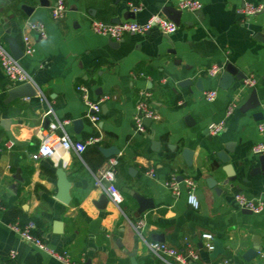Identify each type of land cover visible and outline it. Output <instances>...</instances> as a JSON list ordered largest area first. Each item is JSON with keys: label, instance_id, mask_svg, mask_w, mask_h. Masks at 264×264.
I'll return each instance as SVG.
<instances>
[{"label": "crops", "instance_id": "0c3cea01", "mask_svg": "<svg viewBox=\"0 0 264 264\" xmlns=\"http://www.w3.org/2000/svg\"><path fill=\"white\" fill-rule=\"evenodd\" d=\"M45 1L47 5L41 0H0V39L10 50L11 39L22 47L23 35L30 36L35 53L23 54L20 63L38 89V95L7 101L10 88L18 84L0 65V264H63L9 227L29 219L36 221L35 233L52 248L85 264H131L129 254L137 264H179L157 256L149 241L179 250L191 244L199 258L190 264H264V211L246 213L235 200L238 193L264 198V174H249L260 165L252 147L264 142L260 129L264 119H255V111L244 108L256 89L258 110L263 111L264 14L240 12L247 3L264 0H201L198 11L181 10L176 0H65L67 11L60 19L51 14L54 0ZM130 4L141 9L133 12ZM23 5L33 8L30 15ZM168 6L182 11L180 24L170 35L153 28L145 34H126L114 44L91 29L93 19L113 23L120 15L122 21L144 22L154 14L165 15ZM125 11L132 16L125 18ZM29 22L43 23L47 36L31 30ZM228 63L246 77H255L256 85L246 86L243 79L229 90L219 88L222 71L217 76L206 71ZM184 79L191 84L181 86ZM79 84L88 86L94 99L106 97L96 126L85 116L88 109ZM143 89L151 92L150 102L160 119L140 133L134 115ZM213 89L217 96L206 100L203 92ZM230 103L234 109L227 115ZM57 118L71 120L65 129L72 140L91 135L101 140L82 152L56 145L53 155L42 157L38 150L49 123ZM78 118L83 127L77 131L73 121ZM222 119L223 130L212 135L209 125ZM227 144L232 148L227 152L231 171L237 177L224 183L227 163L218 153ZM111 146L118 149L110 158L118 160L115 184L123 201L117 205L110 200L102 210L96 203L105 190L95 184L94 174L110 159L100 148ZM184 149L192 151L190 166ZM60 164L70 183L67 203L57 198ZM173 175L197 181L198 208L188 202L183 183L178 195L164 185ZM208 177L218 182L220 193L208 186ZM135 194L153 199L154 207L138 216ZM99 217L98 232L93 233L92 223ZM140 218L145 221L143 238L134 227ZM203 233L222 239L223 253L212 257ZM254 240L260 255L246 261L243 253Z\"/></svg>", "mask_w": 264, "mask_h": 264}, {"label": "built area", "instance_id": "2783aa9c", "mask_svg": "<svg viewBox=\"0 0 264 264\" xmlns=\"http://www.w3.org/2000/svg\"><path fill=\"white\" fill-rule=\"evenodd\" d=\"M179 9L188 11H198L202 8L203 4L201 0H176ZM130 9L133 12H137L141 9L140 5L130 4ZM264 3H247L240 12L243 15H255L262 11ZM67 11V5L65 0H54V4L51 8V14L54 19H60L65 16ZM28 27L37 32L41 37H46V29L41 22H29ZM153 28H158L163 34H173L178 26L167 16L162 14H154L146 21L140 22L136 20H125L120 23H108L98 19L91 21V29L94 33L106 36L114 41H120L126 34H145L151 31ZM23 53L26 56H32L35 53V45L32 42L28 34H24L22 37ZM0 65L5 75L12 80L15 84L21 85L24 83H33V78L29 72L23 67L19 59H16L12 52L2 43L0 39ZM225 68L224 65L214 64L209 67L206 73L209 76H217ZM244 83L246 86H255L257 80L253 76H248ZM84 104L87 107L86 118L94 126L101 119L102 103L106 97L94 99L91 96L90 89L84 84L77 86ZM203 96L206 100L211 101L217 96V90H207L203 92ZM151 92L148 89L139 91L136 112L134 115V124L136 130L140 133H145L147 126L145 119L148 118L151 121H157L160 119L159 113L152 107L150 102ZM234 109V103L228 105L226 114L229 115ZM264 112V105H263ZM48 113H51L49 110ZM70 119H56L49 123L46 135L40 145L38 153L40 156H51L54 153V147L61 145L64 149H74L77 152H82L87 146L97 144L101 137L97 135H91L82 141H74L69 136L65 129V126L70 124ZM225 126V119L212 122L209 125V131L212 135L219 134ZM260 129H264V122H261ZM57 130H60L58 132ZM8 147L12 146L11 142L6 144ZM252 152L256 155L264 154V142H258L253 145ZM118 160L116 158H110L106 165L94 174L95 184L105 190L110 200L115 204L120 205L123 201V196L118 190L116 181V167ZM147 174L152 175L153 171L149 170ZM184 184L188 191V202L194 208L199 207L198 197V184L195 179L190 176H185L181 180L176 175H173L170 179L164 182V185L169 188L173 194L178 195L180 193V185ZM237 204L244 210H250L252 213H261L264 211V198H251L242 193L235 195ZM0 208H3L2 201L0 199ZM145 225L144 219L140 218L134 222V227L138 236L143 238V227ZM9 227L15 231L24 241L30 243L37 248L43 250L51 257L57 259L63 264H85L83 261L73 260L68 252L57 251L52 248L45 240L38 236L35 231L37 229V223L34 219H29L24 223L14 222ZM202 237L206 239V249L212 251L214 249V237L210 233H203ZM151 251L162 259L167 257L173 258L179 264H190L191 260L199 258V254L195 251L191 244H188L185 250H179L176 247L170 246L165 242L149 241L147 242ZM15 255V251L11 253Z\"/></svg>", "mask_w": 264, "mask_h": 264}, {"label": "water", "instance_id": "95a60500", "mask_svg": "<svg viewBox=\"0 0 264 264\" xmlns=\"http://www.w3.org/2000/svg\"><path fill=\"white\" fill-rule=\"evenodd\" d=\"M41 4L42 5H47V1L45 0H41ZM22 9L28 14L30 15L33 11V8L28 6V5H23ZM181 13L182 11L175 8V7H171L168 6L164 9V14L171 19L174 23H176V25L180 24V19H181ZM260 13L264 14V7L262 9V11ZM123 16L125 18H130L132 15V13H130L129 11H125L122 13ZM122 17L120 15H118L117 17H115L112 22L113 23H120L122 22ZM112 42L114 44H118V41H113ZM10 50L13 54V56L16 59H21L23 56V49L21 47V45H19L15 40H10ZM246 75L244 73H242L241 71H239V69L233 64V63H228L225 65L224 70L222 71L219 79H218V86L219 88L223 89V90H229L233 84L237 81H241L243 79H246ZM191 84V80L190 79H184L183 81L180 82V85L184 86V85H189ZM202 79L198 78L196 85L199 89L202 88ZM38 95V89L37 87L33 84V83H24L21 85H17L14 86L12 88H10L9 90V96L7 98V101H12L16 98H23V97H32ZM260 101L257 99V90L253 89L252 93H251V97L249 99V101L246 103L245 105V109H251L254 110L255 112L253 113V116L255 119L257 120H262L264 119V112L262 110H258L259 106H260ZM145 124L149 125V123L151 122L150 119L146 118L145 120ZM73 124L75 126V129L78 131L83 127V119L78 118L75 119L73 121ZM100 151L103 153V155L106 158H110L114 155H116L118 153V149L115 146H111V147H101ZM228 151L232 152V148L230 147L229 144H227L224 148V150H221L218 153V157L223 161L226 162V166L223 167V170L226 173L227 179H225V181H223L224 183H226L228 180L229 181H235L237 174L235 171H231V169H233V165L230 164V156L228 155ZM184 159H185V163L187 165H191L192 163V151L190 149H184L183 153H182ZM260 165L254 167L253 169L250 170L249 174L251 176H255L258 174H264V154L259 155L258 157ZM57 175H58V195L57 198L60 199L61 201L67 203L70 199L69 196V188H70V183L67 179L66 173L65 171L62 169L61 164L59 165V168L57 170ZM183 177L179 176L178 179L181 180ZM247 181V179H245ZM208 186L213 188L215 190L216 193H220L221 192V188L218 187V182L212 178V177H208L206 179ZM135 198L137 200L138 203V209L136 211V214L138 216H141L145 211H147L148 209H151L154 207V202L153 199L148 198V197H144L140 194H135ZM110 201L109 196L107 195L106 192H103L100 196V198L98 199L96 206L99 209L104 210L108 203ZM246 213H251L250 210H244ZM101 218L99 217L98 219L94 220L92 223V227L90 229L91 232L93 233H97L98 232V228L96 227V225L98 223H100ZM156 239H162V237H154ZM214 249L212 251V257L218 256L221 253H223V240L220 238H215L214 239ZM260 251L261 248L258 245V242L256 240H254V244L251 248L247 249L244 253H243V258L246 261H251L253 259H255L256 257H258L260 255ZM130 257V261L131 264H137V261L135 259V257L132 254H129Z\"/></svg>", "mask_w": 264, "mask_h": 264}]
</instances>
